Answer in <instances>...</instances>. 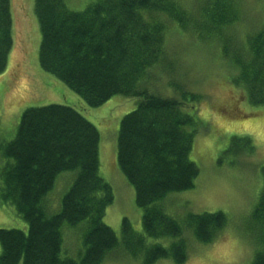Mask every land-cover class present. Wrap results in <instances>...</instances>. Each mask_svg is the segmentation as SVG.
Wrapping results in <instances>:
<instances>
[{
	"label": "trees",
	"instance_id": "16d2710c",
	"mask_svg": "<svg viewBox=\"0 0 264 264\" xmlns=\"http://www.w3.org/2000/svg\"><path fill=\"white\" fill-rule=\"evenodd\" d=\"M240 6V0H194L190 9L179 0H91L74 10L68 0H34L41 34L38 63L44 72L89 107L114 95L139 99L120 121L116 161L142 210L144 236L133 238L126 218L122 231L139 244L144 264L169 256L182 264L183 227L162 202L171 193L192 189L199 174L189 155L198 129L195 114L204 100L178 82L185 73L173 35L215 45L240 98L264 105V22L241 37L236 30ZM11 49L10 0H0V73ZM98 145L97 129L71 107L49 104L23 111L14 138L0 146V203L12 205L28 231L0 229V264H102L118 239L103 222L113 193L98 173ZM66 172L76 175L58 213L48 215L43 200ZM261 175L262 191L245 229L255 248L250 264H264V166ZM185 223L209 241L225 227L226 217L189 214ZM74 228L80 244L68 249L65 231L75 239ZM145 238L171 241L168 247H146Z\"/></svg>",
	"mask_w": 264,
	"mask_h": 264
},
{
	"label": "rangeland",
	"instance_id": "374dc122",
	"mask_svg": "<svg viewBox=\"0 0 264 264\" xmlns=\"http://www.w3.org/2000/svg\"><path fill=\"white\" fill-rule=\"evenodd\" d=\"M90 1L68 0V4L71 9L81 10ZM179 1L187 9L194 4V0ZM240 2L242 14L236 30L243 37L264 22V0ZM33 3L34 0H10L12 49L7 66L0 73V146L14 138L21 114L27 108L58 104L79 112L99 133L98 173L113 193V202L106 208L103 222L115 233L118 244L102 264H144L141 247L137 242L129 241L122 231V219L126 218L133 238L144 236L142 210L136 206L134 189L116 161L120 121L137 107L139 99L114 95L99 107H89L61 81L44 72L38 63L41 34ZM173 36L171 42L180 54L181 72L185 73L178 82H185L188 89L200 94L204 101L195 114L198 129L189 155L199 170L194 187L167 195L162 206L182 224L184 238L186 233H192L185 223L189 214L223 213L225 227L242 242L244 254L240 264H250L255 248L251 238L249 242L245 236V229L262 191L264 105L251 106L240 98L238 90L227 79L225 65L215 45L198 43L187 35ZM3 163L2 160L0 165ZM75 175V172H66L57 177L43 200L48 215L58 213L61 198ZM65 228L66 225L63 230ZM0 229L27 233L28 226L12 205L0 203ZM72 231L75 239L68 230L64 235V245L68 249L74 243L75 249L80 244L79 230L74 228ZM170 241L171 238H145V246L157 243L169 246ZM166 260L159 259L153 264H164Z\"/></svg>",
	"mask_w": 264,
	"mask_h": 264
},
{
	"label": "clouds",
	"instance_id": "9594fccd",
	"mask_svg": "<svg viewBox=\"0 0 264 264\" xmlns=\"http://www.w3.org/2000/svg\"><path fill=\"white\" fill-rule=\"evenodd\" d=\"M243 254L242 242L228 227L216 231L209 241H202L189 232L185 234L182 264H240ZM164 264L177 262L169 256Z\"/></svg>",
	"mask_w": 264,
	"mask_h": 264
}]
</instances>
